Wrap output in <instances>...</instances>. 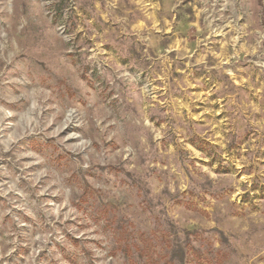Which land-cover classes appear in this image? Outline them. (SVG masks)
Returning <instances> with one entry per match:
<instances>
[{
    "label": "rangeland",
    "instance_id": "374dc122",
    "mask_svg": "<svg viewBox=\"0 0 264 264\" xmlns=\"http://www.w3.org/2000/svg\"><path fill=\"white\" fill-rule=\"evenodd\" d=\"M0 264H264V0H0Z\"/></svg>",
    "mask_w": 264,
    "mask_h": 264
}]
</instances>
